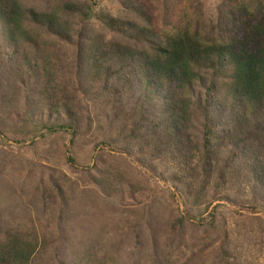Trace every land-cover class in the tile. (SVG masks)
<instances>
[{"label": "trees", "instance_id": "1", "mask_svg": "<svg viewBox=\"0 0 264 264\" xmlns=\"http://www.w3.org/2000/svg\"><path fill=\"white\" fill-rule=\"evenodd\" d=\"M41 1L45 12L0 0V35L16 84L55 119L42 131L69 133L72 143L92 135L98 149L136 153L184 202L199 205L212 192L264 212V0H241L223 25L169 38L127 18H100L135 46L83 28L93 0ZM33 252L20 238L0 240V264H32Z\"/></svg>", "mask_w": 264, "mask_h": 264}, {"label": "rangeland", "instance_id": "2", "mask_svg": "<svg viewBox=\"0 0 264 264\" xmlns=\"http://www.w3.org/2000/svg\"><path fill=\"white\" fill-rule=\"evenodd\" d=\"M22 2L48 9L41 0ZM92 2L95 16L83 28L104 42L135 46L100 18H127L169 38L223 25L220 18L242 1ZM7 54L0 35V240L30 243L32 264H264L263 211L212 192L199 205L184 202L138 154L98 149L92 135L72 143L69 133L42 131L41 123L55 119L18 87Z\"/></svg>", "mask_w": 264, "mask_h": 264}]
</instances>
